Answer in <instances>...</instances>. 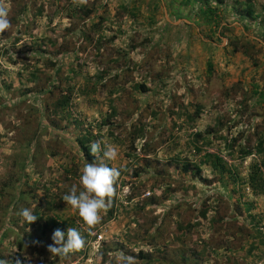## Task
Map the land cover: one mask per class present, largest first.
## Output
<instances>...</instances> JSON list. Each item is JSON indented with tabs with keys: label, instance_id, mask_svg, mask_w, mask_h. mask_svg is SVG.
I'll use <instances>...</instances> for the list:
<instances>
[{
	"label": "rangeland",
	"instance_id": "obj_1",
	"mask_svg": "<svg viewBox=\"0 0 264 264\" xmlns=\"http://www.w3.org/2000/svg\"><path fill=\"white\" fill-rule=\"evenodd\" d=\"M0 6V264H264V0ZM95 141L120 176L89 226L63 197Z\"/></svg>",
	"mask_w": 264,
	"mask_h": 264
},
{
	"label": "clouds",
	"instance_id": "obj_2",
	"mask_svg": "<svg viewBox=\"0 0 264 264\" xmlns=\"http://www.w3.org/2000/svg\"><path fill=\"white\" fill-rule=\"evenodd\" d=\"M11 28L8 19V10L0 6V34ZM90 154L96 162L86 163L80 176L83 190L77 192L73 186L64 195L63 200L76 210L82 220L89 226L96 225L101 217L100 212L111 206L116 189L114 187L120 170L107 166L104 161H114L118 157L116 148L95 141L90 144ZM25 222L31 224L37 216L30 208H23L18 213ZM53 243L48 246V251L55 257L69 258L76 251L81 250L86 241L76 228H68L67 232L57 228L52 234ZM134 257L121 254L117 257V264H134Z\"/></svg>",
	"mask_w": 264,
	"mask_h": 264
},
{
	"label": "trees",
	"instance_id": "obj_3",
	"mask_svg": "<svg viewBox=\"0 0 264 264\" xmlns=\"http://www.w3.org/2000/svg\"><path fill=\"white\" fill-rule=\"evenodd\" d=\"M235 50H236V49L234 48L233 51H235ZM242 154H244V156H248V155L250 154V151H249V150L243 151ZM88 157H89V156H88ZM138 257L142 259V258L145 257V255L142 254V252L140 251V252L138 253ZM151 262H152V260H151L149 263H151Z\"/></svg>",
	"mask_w": 264,
	"mask_h": 264
}]
</instances>
